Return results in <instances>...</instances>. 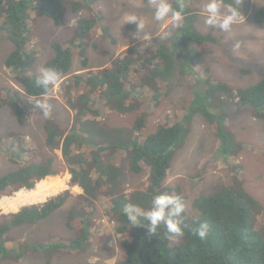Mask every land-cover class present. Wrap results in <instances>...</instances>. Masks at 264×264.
<instances>
[{"label": "trees", "instance_id": "1", "mask_svg": "<svg viewBox=\"0 0 264 264\" xmlns=\"http://www.w3.org/2000/svg\"><path fill=\"white\" fill-rule=\"evenodd\" d=\"M95 1L0 0V36L4 35L12 47L4 65L20 88L3 89L0 107L7 105L19 123H23L27 117L28 103L24 97L43 98L53 89L50 85L46 92L43 87L35 85L37 75L33 74V69L39 51L30 43L32 24L28 13L46 17L55 26H60L68 12L79 14L83 9L90 11L89 18L77 19L75 40L52 43L54 56L44 66L55 67L62 78L69 74L74 55L79 56L83 69H88L84 41L98 29L103 33L107 31L104 27L106 18L95 8ZM243 1L224 0V3L237 7L243 15ZM170 3L174 8L180 4L176 0ZM183 4L185 24L172 31L176 34L177 44L186 51L185 58H180L177 51L176 55L169 52L160 43V38L154 37L152 40L158 46L150 55L143 52L146 41H142L117 56L109 67L72 75L68 83L61 87V96L74 111V122L68 133L55 125L45 124V145L61 151L70 174V184L79 187L82 194L74 196L66 190L43 203L25 205L10 214L8 220L0 223V259L20 260L24 256V247H28L26 244L17 252L6 246L11 228L42 222L67 202H71V205L66 227L76 230L78 236L70 238L62 247L73 252L82 251L83 245H89L92 236V222L96 215L93 204L104 194L109 199L105 216L113 222L117 242L126 255L115 264H264V227L257 220L259 205L250 194L231 188L204 194L193 180L185 187L164 185L175 154L174 148L184 146L193 115H201L212 126L226 154L232 142L224 131V115L214 114L212 109L219 107L221 101L237 99L239 104L252 109L254 118L264 120V78L249 87L235 90L219 82L210 83L200 93L193 85V98L184 115L177 120L164 116L154 130L145 134L150 104H156L159 100L157 90L166 86V81L175 77L179 80L194 68L209 76L210 68L206 60L189 47L212 42L213 38L197 31V14ZM253 21L264 24V6L253 13ZM197 83L195 81V86ZM81 86H87L88 91L72 101V94ZM110 110L123 114L140 110L142 115L132 126L107 133L96 119L103 118ZM83 147H88L89 151H83ZM121 151H125L126 155L121 156ZM0 152L13 162L23 159L20 163L16 162L19 164L16 169L0 177L2 195H7L8 190L9 193L21 189L33 190L40 181L59 174L55 157H46L39 145L26 144L18 148L14 140L0 138ZM124 164L135 175L147 172L148 183L144 191L128 195L123 193ZM160 193L178 196L187 206L183 218L184 235L174 245L163 225L157 233L149 235L145 227H132L122 214L126 203H134L148 210L152 197ZM88 208L93 210L89 211ZM141 222L144 225L148 223L146 220ZM199 223L209 226L203 240L192 234V228ZM54 247L57 246L41 245L33 249Z\"/></svg>", "mask_w": 264, "mask_h": 264}, {"label": "rangeland", "instance_id": "2", "mask_svg": "<svg viewBox=\"0 0 264 264\" xmlns=\"http://www.w3.org/2000/svg\"><path fill=\"white\" fill-rule=\"evenodd\" d=\"M171 0H169L170 2ZM185 3L191 11L197 14L195 28L202 35L211 36L212 42L192 44L194 49L206 60L209 76L198 68L179 80L173 78L166 81L164 87L158 91L159 100L150 104L149 114L146 117L145 134L154 130L164 116L177 120L184 115L193 98L195 90L202 93L210 83H225L232 89L246 88L264 78V24L253 21V13L264 6V0H244L243 18L233 26L230 32H223L205 24L202 5L205 0H176ZM94 6L106 18L103 33L101 29L90 35L84 46L88 55V69H83L78 55H74L69 74L62 77L57 88L43 98L34 99L24 97L28 103L26 120L19 123L14 112L7 106L0 107V138L14 140L16 147L22 148L26 144L39 145L46 157H55L58 175L47 177L45 180H61L62 187L55 193L47 195L37 201L29 200L30 191H36L39 183L33 190L19 191L7 195L0 194V223L8 220L9 215L16 213L22 206L45 202L63 191H70L74 196L82 194L77 186L70 184V174L59 149L45 145V124L55 125L62 132L68 133L74 122V111L65 103L61 96V87L68 83L75 74H86L88 71L101 70L109 67L112 61L131 46L146 41L142 47L144 53L150 55L158 46L152 38L159 37L169 52L186 57V51L175 41L176 34L170 25L156 23L152 14L155 10L150 0H97ZM126 13H134L144 19L145 27L140 32L141 38H134L133 33L137 26L123 25L122 17ZM90 11L83 9L79 14L67 13L60 26H55L52 20L28 13L32 24L31 46L39 51L34 65L33 74L38 75L37 69L53 58L52 43L75 40L76 21L80 17L89 18ZM131 26V27H130ZM166 32L170 35L165 36ZM148 34L150 40L142 37ZM240 43L236 51L233 46ZM159 44V43H158ZM11 45L5 36H0V99L6 88L20 90L11 73L4 65V60L11 50ZM176 58H178L176 56ZM209 78V79H208ZM195 81L199 83L195 86ZM194 85V88H193ZM87 86H81L72 94L71 100L88 91ZM156 91V92H157ZM47 103L50 106V115L45 118L43 109L36 108L34 101ZM219 107L212 109L214 114L224 115L225 134L232 142L229 153H223L221 142L213 132L212 126L201 115H193L189 123L190 132L186 133L183 147L174 148V157L164 185L166 187H185L191 180L199 184L204 194H212L222 188H231L250 194L258 203L260 213L257 220L264 227V120L252 116V109L238 103L237 99L221 101ZM142 115L140 110L131 113H119L110 110L103 118L96 119L101 128L107 133H114L116 129H125L133 125ZM187 125V124H186ZM188 126V125H187ZM89 151L83 147V151ZM121 156L126 152L121 151ZM23 159H16L20 163ZM11 161L0 152V177L16 169L19 164ZM123 166V164H122ZM124 184L121 189L124 194L135 191H144L148 183L147 172L139 175L130 173L127 164H124ZM41 182V181H40ZM25 193V194H23ZM25 195L24 198L21 195ZM20 197L19 200L17 198ZM109 199L100 195L94 202L96 215L92 222V236L89 245H83L80 252H73L62 247L66 241L77 235L76 230L66 227L68 208L66 205L54 212L46 220L33 225H24L11 228L8 233L9 241L6 246L19 252L24 247V256L20 260L9 258L0 259V264H90L95 257V264H115L125 258L114 234V224L106 218L105 212ZM88 208V210H93ZM185 226V223H184ZM78 236V235H77ZM171 240V239H170ZM179 240H171L174 245ZM41 245L57 246L52 249L34 250ZM60 245V246H59Z\"/></svg>", "mask_w": 264, "mask_h": 264}, {"label": "clouds", "instance_id": "3", "mask_svg": "<svg viewBox=\"0 0 264 264\" xmlns=\"http://www.w3.org/2000/svg\"><path fill=\"white\" fill-rule=\"evenodd\" d=\"M155 10L152 14L153 21L156 23L170 25L172 30L180 29L185 24V5L180 3L178 8H174L169 0H150ZM202 13L205 17V24L223 32H230L234 25L244 20L241 10L231 4H225L224 0H205L202 5ZM123 25L137 26V31L133 33L134 38H141L140 32L144 29V19L134 13H126L122 17ZM170 35L166 32L165 36ZM143 40H150L151 37L145 34ZM240 48V43L236 42L233 50ZM38 75L35 78V85L43 87L47 92L49 86L57 88L61 81V72L52 66H40ZM35 107L43 109V116L50 115V106L47 103L34 101ZM185 202L178 196L167 193L156 194L152 197L151 206L148 210L142 209L134 203H126L122 208V214L132 227H145L149 235L157 233L163 225L166 229L168 239L175 240L184 235V213L186 212ZM141 217L143 219H141ZM146 220L147 225L142 224ZM209 231L207 223H199L192 228L193 236L205 239ZM96 258L90 260V264H95Z\"/></svg>", "mask_w": 264, "mask_h": 264}, {"label": "bare ground", "instance_id": "4", "mask_svg": "<svg viewBox=\"0 0 264 264\" xmlns=\"http://www.w3.org/2000/svg\"><path fill=\"white\" fill-rule=\"evenodd\" d=\"M61 180L53 179V180H45L39 182V185L36 189V191H30V194H25L29 198V200L37 201L39 199H44L47 195H50L52 193H55L57 190H59L62 185L60 184ZM59 188V189H58ZM21 195L24 198L25 195ZM20 197L17 198V200L20 199Z\"/></svg>", "mask_w": 264, "mask_h": 264}]
</instances>
